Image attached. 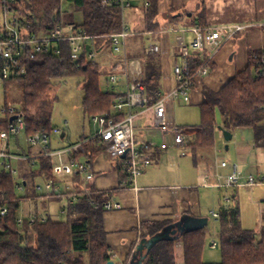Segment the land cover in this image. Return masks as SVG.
Returning a JSON list of instances; mask_svg holds the SVG:
<instances>
[{"label":"trees","instance_id":"1","mask_svg":"<svg viewBox=\"0 0 264 264\" xmlns=\"http://www.w3.org/2000/svg\"><path fill=\"white\" fill-rule=\"evenodd\" d=\"M76 13L82 15L79 27L89 36L96 38V46L104 51L113 52L110 36L117 34L122 26V11L117 0H66ZM149 4L146 11L132 2L130 11L143 17V32L159 33L163 29L159 22L160 0H142ZM7 7L19 14L25 36H37L51 27L61 24L62 0H21L5 2L0 0V9ZM199 19L189 18V11L177 12L174 7L166 15L171 24L187 22L190 26L206 25V10L198 12ZM191 14V13H190ZM134 33L137 26L130 22ZM139 24V23H138ZM264 28V27H263ZM129 40L130 58L140 59L143 64L142 84L149 98V103L162 95V60L159 54L151 51L147 35L137 32ZM59 53H40L34 59H24L28 73L16 79L23 94V116L26 122L25 134H33L43 127L52 130V100L55 79L83 77L85 97L82 106L88 118L104 114L111 110V103L116 94L102 91L100 66L92 65L82 56L81 68L73 64L67 43H60L55 48ZM264 49L254 50L260 53ZM180 61V60H179ZM190 71L194 72L202 65V58L193 54L188 58ZM215 65L212 67L214 70ZM117 65L111 72H118ZM257 66L248 59L245 68L227 81L219 90L205 89L199 104L201 123L197 127L189 147L193 152L212 150L216 147V135L220 128L234 133L240 129H253L254 148L264 149V74L259 75ZM109 73V72H108ZM110 73L108 75H110ZM217 112L222 116V125L217 123ZM6 125H0L5 130ZM106 150L105 146L91 147L96 158ZM35 167L29 163H19V176L23 179V191L16 188V179L5 170L0 173V210L8 208L6 216H0V264H109L113 262V250L108 244V232L105 229L104 205L107 197L104 193H93L80 197L68 205L62 219L51 217L45 222L34 224L25 219L20 224L22 202L41 195L37 191V178L49 180L52 175V159L42 158ZM123 178L126 179L121 169ZM77 179V180H76ZM76 180L79 182V178ZM222 261L217 264H264V224L262 231L256 232L241 225L240 208L230 205L220 209ZM170 221L149 222L144 224L142 239L159 236L170 227ZM184 264H208L203 253L208 244L207 228L187 231L181 235ZM175 240L166 239L155 244L145 255L142 264H176ZM218 245V242H217ZM219 246V245H218ZM217 246V247H218Z\"/></svg>","mask_w":264,"mask_h":264},{"label":"built area","instance_id":"2","mask_svg":"<svg viewBox=\"0 0 264 264\" xmlns=\"http://www.w3.org/2000/svg\"><path fill=\"white\" fill-rule=\"evenodd\" d=\"M17 1L21 0H5L6 3ZM117 1L121 6L122 26L119 33L110 36L111 47L113 48L110 58L114 66L119 67V71L111 72L108 75V82L111 84L112 90H115L118 83L125 84V91L123 93L113 91L116 96L111 103V110L89 118L94 128L91 136L55 150L52 148L53 140L55 137L60 140L63 139V130L55 128L47 131L43 127L40 131L26 135L23 109L17 108L7 101L3 104L0 103V125H6L5 130H0V173L3 170L10 172L16 179L17 190L22 192L24 182L19 176L18 164L29 163L35 167L36 163L44 157L52 159L53 177L45 180L43 192L42 188L37 186V191L41 195L37 203L63 201L56 212L57 218L65 216L68 205L80 197L93 193L90 185L95 174L91 147L105 146L104 154L111 161H121L123 171L127 176L121 184L123 189L136 188L137 180L142 176L143 171L156 164L155 151L157 149L164 151L169 149L170 145H167L166 142H158L148 138L137 126L136 121L142 111L152 110L155 117L154 124L147 130L156 129L161 134L172 133L176 147L184 148L188 145V130L170 124L167 116L168 103H190L195 84L209 77L222 50L236 35L246 31L249 26H254L252 24L193 25L179 30H168L170 33H180L169 52L172 58L176 60L173 63L176 86L167 94H162L153 104H150L141 81L143 77L142 61L138 58H130L128 54V40L137 34L133 32L131 24L126 19V14L130 11L133 0ZM145 5L146 8H149V4L145 3ZM19 19L18 12L12 11L10 8L7 9V7L0 9V87L27 75L28 69L23 63L25 58L34 59L40 53L53 52L57 54L59 51L55 48L60 43L68 44L71 62L76 64L78 68H81L83 54L85 61L94 66L99 65L98 60L104 54V48L97 47L96 38L87 35L75 21L63 18L61 24L51 27L47 32L28 37L25 36L24 28H22L23 23ZM186 33L193 35L190 42L186 39ZM154 34L156 33H146L149 38ZM160 50L159 46L151 44L152 52L158 53ZM194 53L200 55L202 65L191 72L188 58ZM247 56L250 61L256 64L258 74L263 75L264 50L260 53L251 52ZM21 135L25 137L27 149H23L21 146ZM184 155H186V151L182 153V156ZM220 167L227 169L229 164L222 162ZM232 170V173L225 179L218 174H213V176L205 174L200 177L204 186L227 190L254 189L256 186L264 185V176L259 175L255 178L250 175L244 177L236 165ZM77 177L80 179L79 182L76 181ZM216 177L217 180H213ZM95 193L98 192L95 190ZM104 194L108 198L104 205L107 212L122 209V205L113 201L110 193ZM234 197L235 192L225 199L227 203H230ZM33 201L30 199L28 202ZM29 207L31 208L30 212L27 215L22 214L19 218L20 224L25 219L30 224H34L38 221L45 222L48 217L53 218L47 209L42 212L38 206L33 208L31 204ZM8 212V208L2 207L0 216H6ZM213 218H219V214L213 213ZM217 246V243H214L212 248L216 249Z\"/></svg>","mask_w":264,"mask_h":264},{"label":"crops","instance_id":"3","mask_svg":"<svg viewBox=\"0 0 264 264\" xmlns=\"http://www.w3.org/2000/svg\"><path fill=\"white\" fill-rule=\"evenodd\" d=\"M184 1L185 0H174V9L177 12L189 11V14H192V12H194L195 14V12H198L199 6L205 7L206 25L221 26L230 24H264V18L263 21L246 22L245 20L234 21L233 18L224 15L225 11H235L237 9H240L242 2V8H246L249 5V0H191L192 4H190L189 6H186ZM68 17L71 20L73 18V16L72 18L71 16ZM75 22L78 25L80 24V22ZM187 27H190L187 22H178L173 24L169 23L163 30V32L165 33H156L151 36V38L146 36L147 38H149V46H151V44H155L161 49L157 54H159L162 60V94H167V92L173 90L176 86V76L173 72V63L176 60L172 58L169 52L180 33H170L168 30H179L180 28ZM144 35H146V33H144ZM185 36L187 41L189 42L193 39V35L191 33H186ZM110 57L111 52L104 51V54L101 55L98 60L100 62V68L102 70L105 68H109V73L112 66H114L113 62H111L112 60L110 59ZM205 79H202L195 84V89L191 94L192 101L198 102L199 104L202 102L201 100L203 90H219L226 83V81H224V83H221L218 87L210 86L214 85L213 82H210L211 84L207 86L205 83L206 81H204ZM116 88H118L119 90H117ZM115 90L123 93L125 91V84L118 83V85L115 86ZM182 103L190 104L185 102H178L175 104L171 102L168 103L167 116L169 117L171 125L175 124L173 112L176 107L178 105H182ZM154 120L155 117L153 116V111L146 110L142 111L136 123L148 138L154 141L157 140L158 142H166L167 145H170V143H172L175 146L172 133L161 134L156 129L152 131L147 130V128L154 124ZM183 128L188 130V145L184 146V148H179L176 146L175 148L179 150H185L186 155L182 157L176 156V153H178L179 151L171 149V145L169 149L165 151L157 149L155 151L156 164L143 171L142 176L137 180L136 188H121V184L125 180L121 173V169L123 170L121 161H111L104 153L94 158L93 169L95 178L90 186L98 193H110L113 201H116L122 205V209L110 211L114 215L115 221L111 218H106L105 215L107 212L104 215L105 229L108 232V244L112 247L113 250L112 261L114 264H142V257H145L146 253L148 252L147 249H145L141 255H138L135 260H133L134 253L138 247V244L142 240H145L141 238L142 227L146 223L158 221H170L172 223L170 227L165 229L160 234L169 233L170 237L176 238V264H184L183 244H181L180 242V238L182 235L180 227H184V225L187 224L188 221L192 222L193 220L206 219L202 214L200 201L198 200L199 190L192 185L193 183L198 182L199 177L197 178V175L201 172H206V174L213 176V174H218L219 169H226L221 168L217 163L218 158L216 156L219 154L217 145L214 149L209 150L211 152H207L208 150H198V152L195 153L193 152L192 148L189 147V138L193 139V135L196 133V130L187 127ZM250 130L253 131V129ZM93 132L94 128L92 126L89 133L85 135L84 138L91 136ZM218 133L216 135V139ZM66 136L67 135H65L63 139L66 138ZM84 138L82 140H84ZM187 156H190V158L192 159L187 160ZM213 157H216V161L212 160ZM238 190L240 189H237L235 191V197L233 199L236 198ZM58 203L59 202H57V204ZM31 204L32 202L29 203L28 201H25L22 204L23 215H27L30 212L31 208L29 207L28 210L26 206H30ZM42 207H44V204ZM45 207L47 211L51 213L53 218H57L56 213H53L54 208L49 209V206L47 205H45ZM216 219L218 220V218ZM207 226L208 223L206 227Z\"/></svg>","mask_w":264,"mask_h":264},{"label":"rangeland","instance_id":"4","mask_svg":"<svg viewBox=\"0 0 264 264\" xmlns=\"http://www.w3.org/2000/svg\"><path fill=\"white\" fill-rule=\"evenodd\" d=\"M134 4L145 8V3L142 0H133ZM186 6L192 4L191 0L184 1ZM161 7L159 13V22L164 27L160 34L163 32L165 27L170 23L166 15L171 11L174 0H160ZM236 5V2H235ZM243 2L240 9L225 11L224 15L233 18L235 20L249 21H263L264 18V0H249V5L245 8ZM202 7L199 6V10ZM236 9V8H235ZM62 17L68 20L67 16H73L74 21L78 23L82 22V15L76 13L71 4L66 0H62ZM192 15V14H191ZM194 18H198V14L195 12ZM62 18V19H63ZM72 18V20H73ZM128 22H133L134 26H137V32L143 35V17L140 13H133L128 11L126 14ZM139 23V24H138ZM167 24V25H165ZM171 24V23H170ZM165 25V26H164ZM132 27V26H131ZM264 24H256L253 27L249 26L244 32L239 33L236 37L222 50L220 55L216 59L215 68L212 73L205 79L206 85L209 86L213 82L214 85L220 86L224 81L230 80L237 72L245 68L248 62L247 55L254 50L264 49ZM138 34V33H137ZM177 36V35H176ZM175 36V37H176ZM111 59V58H110ZM98 63H100L98 61ZM100 66V65H99ZM105 68L102 71L101 78V89L102 91H118L112 90L111 84H109L108 70ZM54 88L50 92V99L52 100V129L59 128L65 132L66 138L59 139L55 137L52 143L53 149L66 147L70 144L81 141L85 135H87L92 128V124L89 118L85 115L84 107L82 106L83 99L85 97V91H83L84 78L83 77H67V79H55L53 80ZM215 88V87H214ZM119 90L118 88H116ZM8 102L9 104L15 105L17 108L23 109V94L20 87L16 82H11L4 87H0V103ZM192 101V99H191ZM175 124L180 127H197L201 123L200 107L199 103L192 101L190 104L178 105L173 112ZM222 116L217 112V123L219 126L222 125ZM21 138V146L23 149H27L25 137ZM254 133L250 129H240L233 133V139L230 143L225 142L222 132L218 133L216 143L219 154L216 156L217 163L220 165L222 161L229 164L226 170L219 169L218 176L227 178L232 173L233 167L236 165L238 170L244 177L254 176L255 178L259 175L264 176V149L254 148L253 138ZM171 149L179 151L176 156H181L185 150L176 149L175 146L170 143ZM226 146H229L226 149ZM211 152V151H207ZM216 157L212 160L216 161ZM184 158V157H183ZM190 156H187V160H191ZM211 160V161H212ZM219 167V166H218ZM206 172H201L197 175L198 182L193 183L196 189L199 190L198 200L200 201L201 210L203 216L208 219L207 228V246L204 250L203 257L204 261L208 264H217L222 261L221 256V242L219 239L221 233V222L216 218H213V213L219 214L220 209L229 205H236L240 208L241 213V225L246 229L253 230L256 232L262 231V225L264 224V185L256 186L254 189L242 188L238 190L236 198L232 199L230 203H227L226 199L228 196L236 191L234 189H224L218 187H207L203 185L201 175H205ZM193 180V179H192ZM213 180H217L213 178ZM195 182V181H194ZM36 186L42 188V192L45 190V180L37 178ZM39 193V191H38ZM54 203L50 201H44L40 204L37 201L32 202V207L41 209L42 212L46 209L45 205L50 208H54L53 213L57 212V209L63 204V201ZM44 204V207H42ZM29 210V206H26ZM23 209H21L22 215ZM106 218H111L115 221V217L112 212L106 213ZM59 220L62 218H53ZM141 238L144 233L141 230ZM218 242V248L212 249L211 246Z\"/></svg>","mask_w":264,"mask_h":264},{"label":"water","instance_id":"5","mask_svg":"<svg viewBox=\"0 0 264 264\" xmlns=\"http://www.w3.org/2000/svg\"><path fill=\"white\" fill-rule=\"evenodd\" d=\"M188 16H189V18L192 17L191 14H188ZM87 49H88V47H87ZM220 131L223 133V137H224L225 142L230 143V141H232V139H233V133L226 130V129L224 130L223 128H220ZM64 136L65 135L63 134V137ZM228 148H229V146H226V149H228ZM207 223H208L207 219L193 220L192 222L188 221L187 224L184 225V227H182V226L180 227V229L182 231L181 233L184 234L187 231L201 230V228L206 227ZM166 239L175 240L176 238L175 237L172 238V237H170L169 233H165V234H160L159 236H156V237L152 238L151 240H147V239L142 240L138 244V247L134 253V257H133L134 259L133 260H135L138 257V255H141L145 249H147L149 251L153 246H155V244L159 243V241L166 240ZM142 259L144 260V257H142ZM109 264H114V263L109 262Z\"/></svg>","mask_w":264,"mask_h":264}]
</instances>
